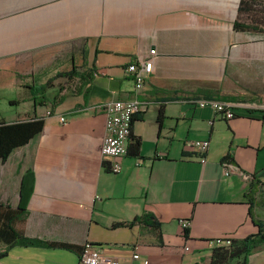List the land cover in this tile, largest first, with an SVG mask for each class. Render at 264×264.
Wrapping results in <instances>:
<instances>
[{"label":"crops","instance_id":"1","mask_svg":"<svg viewBox=\"0 0 264 264\" xmlns=\"http://www.w3.org/2000/svg\"><path fill=\"white\" fill-rule=\"evenodd\" d=\"M241 1L0 0V84L32 94L3 121L44 122L0 160V202L18 208L31 169L26 216L15 227L57 245L0 242V264H82L86 243L120 264H209L211 241L259 232L264 33L233 29L238 17L248 20ZM148 59L152 70L137 96L148 105L134 116L129 143L140 142L139 154L128 148L113 173L101 155L106 115L98 108L136 97L127 68ZM68 72L72 78L59 75ZM199 100L232 104L234 118ZM196 141H208L207 151L192 147ZM144 215L160 230L139 220ZM249 264H264V245Z\"/></svg>","mask_w":264,"mask_h":264},{"label":"trees","instance_id":"2","mask_svg":"<svg viewBox=\"0 0 264 264\" xmlns=\"http://www.w3.org/2000/svg\"><path fill=\"white\" fill-rule=\"evenodd\" d=\"M262 5L263 4L257 2V0H242L239 6V14L247 13L248 20H242L241 17H238L233 23V29L237 32L264 33V13L262 10L258 9L259 7L261 8ZM59 75L72 78L74 72ZM48 87L49 84L42 88L44 92ZM43 125V118H28V120L14 123L0 121V160L5 163L12 151L17 147L26 145L36 134L42 131ZM131 138L130 135V141ZM139 147L140 142L135 141L129 146V154L138 155ZM33 183L34 173L30 169L23 176L20 190L21 201L17 209H13L9 204L0 202V242L23 246H57L56 244H49L41 240L27 238L15 227L16 223L23 221L26 216L27 202L33 190ZM139 220L147 223L151 228L160 230V224L157 223L153 216L144 215ZM137 221L138 220L135 219L133 222ZM253 222L259 228L257 234L243 239H231L230 244L214 246L211 250L212 253L209 264H249L250 255L258 247L264 245V226L258 221L253 220ZM60 246L70 250L74 249L68 245ZM1 256H3V254H0V257Z\"/></svg>","mask_w":264,"mask_h":264},{"label":"built area","instance_id":"3","mask_svg":"<svg viewBox=\"0 0 264 264\" xmlns=\"http://www.w3.org/2000/svg\"><path fill=\"white\" fill-rule=\"evenodd\" d=\"M156 50L152 49L150 53L155 54ZM153 66L152 59L139 60L130 64L127 71L132 75L134 80V92L136 97L124 101L109 102L99 106V110L105 116V138L101 147V155L104 161L110 163L109 170L113 173H120L122 171V159L128 154L132 121L135 115L142 113L147 108V103L140 101L137 96L141 92L145 79L151 73ZM197 104L202 107H210L212 110L217 111L225 119L229 120L234 118L233 105L227 102H220L217 100H199ZM50 114V113H48ZM64 118H60L64 122ZM209 146L208 141H196L192 147L200 152H206ZM201 162L205 163L206 158L202 157ZM225 166L229 169L226 175L229 176L233 172V167L228 162H224ZM180 225L183 230H187L190 225L189 220H181ZM230 238H221L211 241L214 246L222 244H230ZM133 260H140L138 253H134ZM82 264H120L116 260L105 258L101 250L93 246L91 243H86L83 246L80 255ZM143 264H149V261L144 260Z\"/></svg>","mask_w":264,"mask_h":264},{"label":"rangeland","instance_id":"4","mask_svg":"<svg viewBox=\"0 0 264 264\" xmlns=\"http://www.w3.org/2000/svg\"><path fill=\"white\" fill-rule=\"evenodd\" d=\"M124 1L129 3L130 1H134V0H124ZM258 9L262 10L264 13V5H262V7L261 8L259 7ZM31 95L32 94L30 93V89H28V87L17 89L14 91L0 84V121L11 120L14 116L19 114L23 108L29 106L30 103L23 102L22 100L23 99L28 100V98H30ZM12 98H17L18 100H21L20 104L10 103V100ZM38 101H40V99Z\"/></svg>","mask_w":264,"mask_h":264}]
</instances>
